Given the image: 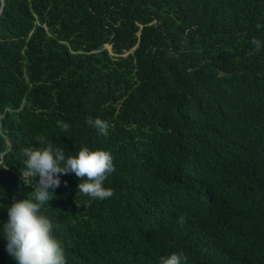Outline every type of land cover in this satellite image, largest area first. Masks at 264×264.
<instances>
[{"label":"trees","instance_id":"trees-1","mask_svg":"<svg viewBox=\"0 0 264 264\" xmlns=\"http://www.w3.org/2000/svg\"><path fill=\"white\" fill-rule=\"evenodd\" d=\"M1 8L0 222L33 190L22 149L45 136L115 167L111 197L90 201L67 173L43 209L68 264H264V0Z\"/></svg>","mask_w":264,"mask_h":264},{"label":"clouds","instance_id":"clouds-1","mask_svg":"<svg viewBox=\"0 0 264 264\" xmlns=\"http://www.w3.org/2000/svg\"><path fill=\"white\" fill-rule=\"evenodd\" d=\"M257 50L264 42L254 39ZM94 126L107 135V124L96 119ZM68 125H64L66 132ZM35 146L22 149L25 180L38 177L33 190L22 199L13 198L7 206V220L0 222V235L5 240V250L15 264H68L65 249L54 235V225L43 209L54 198L55 189L61 184V175L74 173L81 178L77 191L89 200H104L113 195L105 181L115 170L111 152L82 146L75 154L66 155L65 148L50 142L45 136L37 139ZM38 145V146H37ZM5 207L0 204V208ZM50 207V206H49ZM183 222V218H181ZM183 253L174 252L163 256L159 264H185Z\"/></svg>","mask_w":264,"mask_h":264},{"label":"water","instance_id":"water-1","mask_svg":"<svg viewBox=\"0 0 264 264\" xmlns=\"http://www.w3.org/2000/svg\"><path fill=\"white\" fill-rule=\"evenodd\" d=\"M1 12H2V8L0 9V14H1Z\"/></svg>","mask_w":264,"mask_h":264},{"label":"rangeland","instance_id":"rangeland-1","mask_svg":"<svg viewBox=\"0 0 264 264\" xmlns=\"http://www.w3.org/2000/svg\"><path fill=\"white\" fill-rule=\"evenodd\" d=\"M108 49H110V48L108 47Z\"/></svg>","mask_w":264,"mask_h":264}]
</instances>
